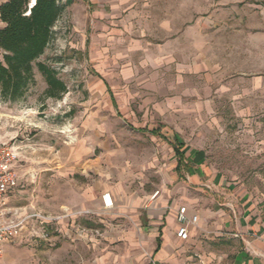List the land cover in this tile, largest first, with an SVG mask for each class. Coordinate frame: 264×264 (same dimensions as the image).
Masks as SVG:
<instances>
[{"label":"rangeland","instance_id":"374dc122","mask_svg":"<svg viewBox=\"0 0 264 264\" xmlns=\"http://www.w3.org/2000/svg\"><path fill=\"white\" fill-rule=\"evenodd\" d=\"M182 1L178 17L199 24L197 33L202 35L194 42L209 49L203 55L215 63L216 72L228 68L236 77L243 74L247 89V106L239 117L232 110L200 117L202 126L213 128L206 138L214 140L210 156L217 159L210 161L234 171L229 177L235 181L262 192L264 0H184L183 5ZM87 12L80 1L67 6L53 27L51 43L36 61L56 72L66 93L60 99L45 97L46 84L34 63V85L17 102L0 101V145L18 147L22 172L36 178L21 202L34 190L42 210L59 212L63 206L84 210L78 221L92 230V241L87 246L65 241L55 248L11 247L10 264H91L94 247H119L125 236L143 231L149 204L166 195L169 148L161 139L146 136L141 110L136 120L121 115L102 88L97 75L106 76L111 64L92 58L90 43L96 31ZM135 97L140 104L146 102L140 94ZM239 123L243 129L238 135ZM106 196L112 201L109 207ZM78 250L83 253L73 255Z\"/></svg>","mask_w":264,"mask_h":264},{"label":"crops","instance_id":"0c3cea01","mask_svg":"<svg viewBox=\"0 0 264 264\" xmlns=\"http://www.w3.org/2000/svg\"><path fill=\"white\" fill-rule=\"evenodd\" d=\"M73 1L85 4L93 19L92 58L111 64L106 76L100 73L97 78L118 113L136 120L141 110L146 136L161 139L171 154L166 195L149 204L143 231L125 236L119 247H94L91 264H264V189L260 192L235 181L229 177L234 171L210 161L217 159L210 156L214 140L206 138L213 128L200 123L202 115L219 110L242 115L247 106L244 75L236 77L228 68L215 71V63L203 55L209 49L194 42L202 35L197 33L199 24L178 17L183 13L180 0ZM139 94L145 103L136 100ZM125 95L127 100L121 98ZM221 98L223 104L218 102ZM190 114L194 120L185 119ZM236 127L239 135L243 125ZM21 169L20 164L19 186L7 200L9 217L16 221L40 214L54 220H27L22 242L4 246L0 264L3 259L10 264L11 247L55 248L65 241L87 246L92 230L78 221L84 210L65 206L59 212L42 210L34 190L21 202L36 179L33 175L30 180ZM182 207L188 217L198 219L188 228L185 241L176 236L177 212Z\"/></svg>","mask_w":264,"mask_h":264},{"label":"trees","instance_id":"16d2710c","mask_svg":"<svg viewBox=\"0 0 264 264\" xmlns=\"http://www.w3.org/2000/svg\"><path fill=\"white\" fill-rule=\"evenodd\" d=\"M72 0H6L0 4V101L14 103L34 85L33 64L43 77L45 97L60 99L65 84L36 61L53 39V27Z\"/></svg>","mask_w":264,"mask_h":264},{"label":"built area","instance_id":"2783aa9c","mask_svg":"<svg viewBox=\"0 0 264 264\" xmlns=\"http://www.w3.org/2000/svg\"><path fill=\"white\" fill-rule=\"evenodd\" d=\"M22 163V154L18 147L11 145H0V257L4 253V246L18 245L22 242V231L26 226L27 220L37 218L45 222H52L54 219L49 216L35 214L27 216L20 220L14 221L9 217L11 210L7 206L9 195L14 192L19 186L17 176V168ZM33 174H28L31 178ZM107 196L104 202L109 207L112 204L107 203ZM197 217H188L186 215V208L182 207L177 212L178 228L176 236L180 240H187L188 228L196 226ZM151 264H154L151 262Z\"/></svg>","mask_w":264,"mask_h":264},{"label":"bare ground","instance_id":"6f19581e","mask_svg":"<svg viewBox=\"0 0 264 264\" xmlns=\"http://www.w3.org/2000/svg\"><path fill=\"white\" fill-rule=\"evenodd\" d=\"M107 198H108V197H107ZM107 198H106L107 203L111 204L110 199H109V198L107 199ZM108 200H109V201H108Z\"/></svg>","mask_w":264,"mask_h":264}]
</instances>
